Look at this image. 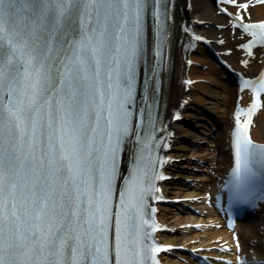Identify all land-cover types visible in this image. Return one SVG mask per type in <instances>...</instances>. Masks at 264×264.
<instances>
[{
	"label": "snow or ice",
	"instance_id": "6c2138e0",
	"mask_svg": "<svg viewBox=\"0 0 264 264\" xmlns=\"http://www.w3.org/2000/svg\"><path fill=\"white\" fill-rule=\"evenodd\" d=\"M222 2L237 9L224 12L253 55L264 22H246L250 3ZM173 7L0 0V264H159L169 251L156 242L151 201L169 179L157 109ZM243 88L253 102L234 114L225 184L242 205L264 200V145L249 134L264 75Z\"/></svg>",
	"mask_w": 264,
	"mask_h": 264
},
{
	"label": "bare ground",
	"instance_id": "6f19581e",
	"mask_svg": "<svg viewBox=\"0 0 264 264\" xmlns=\"http://www.w3.org/2000/svg\"><path fill=\"white\" fill-rule=\"evenodd\" d=\"M244 1V0H241ZM192 8L187 10L186 8H181L178 10L176 15V22H185L184 25L189 24L194 25L193 19L200 18L207 21L206 26H199L198 30L204 35L208 36L212 40V46L217 50H226L234 46L231 41V32L228 31H218L214 24H219L224 20L223 17L217 15V9L214 8V0H192ZM185 7V6H184ZM252 13L254 20L264 19V6H258L252 8ZM176 28V27H175ZM176 32V31H175ZM178 38L180 39L181 47L179 49L180 57L184 58V61L179 60L176 65V71L173 76V81L170 88V102L171 108L173 110H180L183 113V120L177 124H174L176 130L175 145L173 146V151L170 152L172 156L176 157L178 162L173 164L169 169V174L172 176V181L166 183L165 191L166 193H176L171 189V184L174 183L176 178H189L196 179L199 178L204 180L205 176H200L196 174L189 175L192 171V166L200 167V165L193 164L191 161L193 156L202 155L199 154L200 145H198L199 139H214V136L210 133V126H221L222 128L228 127L230 125V115L235 106L236 100V88H234L228 80L226 72L223 69L217 67L215 61L207 54L206 50L199 46L197 51L189 53L188 48L183 50V46L188 44L189 37L184 33L182 34L179 29ZM227 40V45L224 47H219L217 44L218 40ZM192 59L195 65L188 67L186 64L187 59ZM241 58L240 53L234 52L230 55L229 60L234 66L241 69L245 73L258 72L260 66L258 65V56L249 59V63L246 67L239 64ZM187 77L194 81L193 85L189 91L185 90V85L181 83L180 78ZM253 135L256 140L264 143V105L259 109L255 116L253 128ZM217 145L221 148H226L224 139L222 141H216ZM187 153L192 155H187ZM204 161H208L203 157ZM221 159V158H220ZM222 163V160L221 162ZM213 164V163H210ZM202 168V167H201ZM212 183H202L196 187V191H192L189 194L200 195L205 190H208L217 180L216 176L208 178ZM177 189V188H176ZM178 194V192L176 193ZM170 198V197H169ZM189 199V197L187 196ZM193 207L195 204L188 203ZM178 206V218L174 219V226L187 225V219L191 217V212L185 204H180ZM162 210L171 211L172 208L168 206H161ZM169 215V214H168ZM167 213H160L159 217L165 224H170L168 221ZM172 226V225H171ZM172 226L171 228H174ZM239 230L242 233L243 241L246 246V254L249 249L262 252L264 250V213L258 214L257 221L253 223H241ZM176 232V233H175ZM173 234L165 233L163 234V241L175 244V245H187L193 248H198L200 246H211L213 244H205L208 241L212 242L215 240H224L223 244L229 246V248L234 249L232 245V235L217 231V230H205L203 235L206 236L202 241H198L200 236L196 234V231L192 229H187L182 227L177 229ZM198 241V242H197ZM253 242L251 247L250 243ZM218 244V245H223ZM209 254H217V251L210 250ZM264 253H261L263 255ZM183 256L187 258L186 255L182 253H176V256L166 257L167 264H184L179 262L177 256ZM232 256L231 254H228ZM264 259V257H262ZM187 264H195L189 261Z\"/></svg>",
	"mask_w": 264,
	"mask_h": 264
},
{
	"label": "rangeland",
	"instance_id": "374dc122",
	"mask_svg": "<svg viewBox=\"0 0 264 264\" xmlns=\"http://www.w3.org/2000/svg\"><path fill=\"white\" fill-rule=\"evenodd\" d=\"M198 143H199L198 145H200L199 154H203V156L197 154L196 156H193L191 158L192 159L191 161L192 162L194 161L193 164L200 165V167L192 166L193 169L189 175L196 174V175L203 176L204 173L202 172V170H204V167H202V166L205 164L204 163L205 161L202 158L205 157V159H207L208 161L212 160L211 143H210V139L209 140L199 139ZM187 155H192V154L187 153ZM210 163L211 162H209L208 165H210ZM199 178H197L194 181L195 184H197V182L199 183L201 181V180H199ZM191 180H194V179L192 178ZM174 181L175 182L172 183L171 186L175 187V188H173L171 190L176 191V193L178 192V194H176V193L170 194L171 197H174L173 198L174 203H172L170 205L172 210L171 211L165 210V212H163V213H167V215L169 214L168 216H170V217L168 218V221L170 222V225H172V226H174V219L178 218L177 214H178L179 210H178L177 205L186 203V201L188 200L187 196L189 193V191H188L189 188H188L187 184H188V181H190V179L189 178H185V179L184 178H176V180H174ZM182 227H185V225L183 224V225L174 226L173 230L175 232L177 229H180ZM196 234H198L200 236V238H198V241L201 239H204L202 232L196 231Z\"/></svg>",
	"mask_w": 264,
	"mask_h": 264
}]
</instances>
